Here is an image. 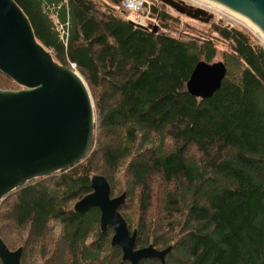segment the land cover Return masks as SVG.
I'll return each instance as SVG.
<instances>
[{"label":"trees","instance_id":"1","mask_svg":"<svg viewBox=\"0 0 264 264\" xmlns=\"http://www.w3.org/2000/svg\"><path fill=\"white\" fill-rule=\"evenodd\" d=\"M15 1L54 59L77 64L96 116L82 161L28 180L1 203L0 222L19 230L22 264H131L111 243L114 228L102 231L99 208L75 211L95 174L112 196L126 193L119 211L137 230L136 248L172 246L164 263L140 264H264V46L253 34L214 23L207 33L163 32L180 22L164 4L153 8V32L130 23L123 0ZM67 21L65 42L58 25ZM218 41L223 84L210 98L192 96L191 73L214 61Z\"/></svg>","mask_w":264,"mask_h":264},{"label":"water","instance_id":"2","mask_svg":"<svg viewBox=\"0 0 264 264\" xmlns=\"http://www.w3.org/2000/svg\"><path fill=\"white\" fill-rule=\"evenodd\" d=\"M179 14L204 23L213 15L183 0H159ZM252 20L264 33V0H213ZM158 32V25H144ZM0 71L18 83V90L0 88V203L28 180L50 175L82 161L89 153L95 130V104L87 83L70 67L58 63L41 44L30 20L15 0H0ZM223 61H199L187 82L195 97H212L227 75ZM92 192L78 200L75 211L101 210V228L112 226V245L123 250V259L140 264L147 258L163 263L172 246L136 248L137 230L130 232L119 208L126 193L112 196L107 178L95 174ZM23 247L11 250L0 236L3 264H22Z\"/></svg>","mask_w":264,"mask_h":264},{"label":"built area","instance_id":"3","mask_svg":"<svg viewBox=\"0 0 264 264\" xmlns=\"http://www.w3.org/2000/svg\"><path fill=\"white\" fill-rule=\"evenodd\" d=\"M187 4H190L196 8H202L213 15L218 21L223 22L225 27L232 28L235 26H241L246 28L254 36L261 39L264 36L262 30L252 21L243 17L244 15L236 12L229 7L211 0H183ZM154 4L151 0H123L122 6L125 10L138 21L139 23L144 22L147 25L159 24L157 17L151 14V5ZM147 10V11H146ZM146 14V15H144ZM241 14V15H240ZM68 26L69 21L65 25H58V29L61 34V38L66 42L68 38ZM71 68L78 72L77 64L70 62Z\"/></svg>","mask_w":264,"mask_h":264},{"label":"rangeland","instance_id":"4","mask_svg":"<svg viewBox=\"0 0 264 264\" xmlns=\"http://www.w3.org/2000/svg\"><path fill=\"white\" fill-rule=\"evenodd\" d=\"M98 1L103 2L102 0H98ZM151 1L154 2V4L151 5V9H150L151 10V14H152L153 10H154L153 8L157 7V6L160 8L163 3H160L157 0H151ZM168 10H169V12L172 15L178 16L180 18V22H179V25L176 26L178 29L170 30V29L167 28L163 32L171 33L172 35H175V36H180L181 30H183L186 25L191 26L196 31L202 32V33L209 32L210 31V27L213 25L212 23L217 24L219 26L225 27L224 23L218 21V19H216V18H213L211 20V22H209V23H204V22H201L199 20H195V19H192V18L187 17L185 15L179 14L178 12H176L175 10H173L170 7L168 8ZM144 15H146V14H144ZM128 16H129V19H133L132 18L133 16L129 12H128ZM254 37L259 42V44L264 46V36H262L261 39L257 38L256 36H254ZM182 38H184V37H182ZM216 43H217V46H218L220 52L218 53L217 57L214 59L213 62L221 61L222 60V50L226 49V46L223 44V42L218 41ZM79 74L82 76L84 81L87 83V85L89 87V90H90V93L92 95V90L90 89V86H89L87 80L84 78L82 73H80V71H79ZM4 82H5V79L4 78H0V85H1V88H3V89L6 87ZM17 86H19L21 88L20 85H17ZM92 98H93V95H92ZM93 101H94V98H93ZM9 198H11V197L6 195L5 198L1 201V203L3 201L8 200ZM1 203H0V205H1ZM2 228H3V232L5 231V234H4V236H1V235L0 236L6 241V243L9 245V247L11 249H17L22 244V242H21V238H20V235H19V230H18L17 226L15 225V223L11 222L10 220H6L5 219L4 221L0 222V234L2 232Z\"/></svg>","mask_w":264,"mask_h":264},{"label":"bare ground","instance_id":"5","mask_svg":"<svg viewBox=\"0 0 264 264\" xmlns=\"http://www.w3.org/2000/svg\"><path fill=\"white\" fill-rule=\"evenodd\" d=\"M211 1H213V0H211ZM241 15V14H240ZM243 17H245V16H243ZM134 20H136L134 17H132ZM246 18V17H245ZM246 19H248V18H246ZM249 20V19H248ZM141 23H143L144 24V22H141Z\"/></svg>","mask_w":264,"mask_h":264},{"label":"crops","instance_id":"6","mask_svg":"<svg viewBox=\"0 0 264 264\" xmlns=\"http://www.w3.org/2000/svg\"><path fill=\"white\" fill-rule=\"evenodd\" d=\"M56 21H57V19H56Z\"/></svg>","mask_w":264,"mask_h":264}]
</instances>
